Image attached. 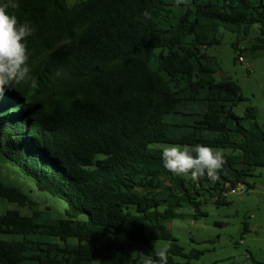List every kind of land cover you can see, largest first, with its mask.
Here are the masks:
<instances>
[{
	"label": "trees",
	"instance_id": "obj_1",
	"mask_svg": "<svg viewBox=\"0 0 264 264\" xmlns=\"http://www.w3.org/2000/svg\"><path fill=\"white\" fill-rule=\"evenodd\" d=\"M72 1L8 8L34 28L37 86L0 97V199L31 210L0 214V264H134L133 251L155 258L157 240L169 241L168 264H193L201 253H185L166 223L199 220L202 204L264 164L256 109L234 112L240 86L215 80L207 54L221 31L249 42L233 45L236 60L262 50L264 0ZM164 144L221 149L225 164L214 181L178 176L163 166ZM3 168L62 200L64 218L37 210Z\"/></svg>",
	"mask_w": 264,
	"mask_h": 264
},
{
	"label": "rangeland",
	"instance_id": "obj_2",
	"mask_svg": "<svg viewBox=\"0 0 264 264\" xmlns=\"http://www.w3.org/2000/svg\"><path fill=\"white\" fill-rule=\"evenodd\" d=\"M219 36L220 44L207 49V54L216 61L214 78L237 82L244 100L234 112L242 116L248 107H254L255 122L264 130V48L246 50L244 63H239L236 60L238 51L233 45L243 49L249 42L227 31H221ZM251 124L245 121V127ZM1 176L4 181L19 186L36 203L37 210H44L51 219L64 218L66 204L62 200L37 191L32 182L5 168L1 169ZM241 187L242 192L228 194L218 204L207 200L201 206L203 216L199 220L185 218L166 223L185 253H201L197 260H192L193 264H264V164L254 168ZM7 210H18L25 215L31 213L29 208H19L15 203L0 199V214ZM155 242L159 243L154 245ZM68 243L75 244L76 240L68 239ZM165 244L169 241L153 242L154 249Z\"/></svg>",
	"mask_w": 264,
	"mask_h": 264
},
{
	"label": "clouds",
	"instance_id": "obj_3",
	"mask_svg": "<svg viewBox=\"0 0 264 264\" xmlns=\"http://www.w3.org/2000/svg\"><path fill=\"white\" fill-rule=\"evenodd\" d=\"M177 6L187 4V0H176ZM9 7H18L13 0L0 4V97L11 85L30 84L37 86L36 77L31 74L28 65L29 53L26 40L34 28L28 22L21 23L15 15L8 12ZM147 16L148 13H145ZM162 149L163 166L176 175L190 176L193 180L204 177L216 180L217 173L225 164L223 150L196 144L188 145L164 144ZM159 242H155L154 245ZM169 247H155L154 256L133 251L131 259L137 264H168Z\"/></svg>",
	"mask_w": 264,
	"mask_h": 264
},
{
	"label": "built area",
	"instance_id": "obj_4",
	"mask_svg": "<svg viewBox=\"0 0 264 264\" xmlns=\"http://www.w3.org/2000/svg\"><path fill=\"white\" fill-rule=\"evenodd\" d=\"M237 61L239 63H244V56L241 55L238 57ZM242 187L241 185H238L237 187H235L234 189H230L229 191H227L226 193H223L224 197H227L228 194H235L236 192H242Z\"/></svg>",
	"mask_w": 264,
	"mask_h": 264
}]
</instances>
